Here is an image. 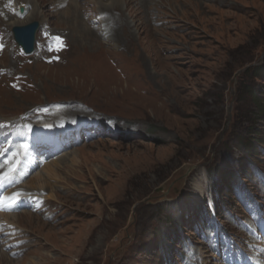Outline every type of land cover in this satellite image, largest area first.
I'll use <instances>...</instances> for the list:
<instances>
[{"label":"rangeland","instance_id":"374dc122","mask_svg":"<svg viewBox=\"0 0 264 264\" xmlns=\"http://www.w3.org/2000/svg\"><path fill=\"white\" fill-rule=\"evenodd\" d=\"M54 1L33 0L26 10L43 16L25 24L65 35L54 64L15 57L0 19L12 76L0 79V120L54 103L35 119L106 132L25 181L45 207L0 217L19 244L0 249V264H243L239 249L258 253L248 238L264 217V80L252 74L264 67V0H136L104 12L105 33L80 8L65 24L69 6L56 14Z\"/></svg>","mask_w":264,"mask_h":264},{"label":"bare ground","instance_id":"6f19581e","mask_svg":"<svg viewBox=\"0 0 264 264\" xmlns=\"http://www.w3.org/2000/svg\"><path fill=\"white\" fill-rule=\"evenodd\" d=\"M68 8L66 9V11H62L63 12V17H64V23L70 25V22L73 21L72 25L75 26L74 23V19H75V15L74 13H76L77 10H79L81 4H82V0H68ZM94 3H96V7L95 9H92L93 13H95V11H102L105 12L106 10H111L112 9H117L120 8L122 9L123 7H126L127 4H133L134 1L136 0H93ZM11 3V7L9 8V10H7V7H5V5L7 3ZM33 0H0V15L3 14L4 18H1V21L3 22V20H6V23L8 26L13 27H21V26H25L26 23L30 22L31 20H34L37 17H41L43 16V13L40 12V10L38 8H35V6L33 7V10L31 11V13L29 14V11L26 10V7H29L32 4ZM65 2V0L63 1ZM86 2H89V0ZM149 2V0H148ZM60 4V3H59ZM62 4V3H61ZM83 6V5H82ZM24 9V14H23V18H21ZM21 12V13H20ZM100 14V13H99ZM107 14V13H106ZM19 25V26H17ZM69 29V28H68ZM72 30V29H71ZM89 30V29H88ZM69 32V31H68ZM73 33V31H71ZM84 31H79L77 30V38L82 39V42H84L83 40L87 37H85L86 33ZM70 33V32H69ZM90 33V32H89ZM94 34V32H93ZM74 36V35H73ZM93 36V35H92ZM95 36V35H94ZM70 37V36H68ZM89 37V36H88ZM72 39V38H71ZM92 39V38H91ZM36 40V38H35ZM86 40V39H85ZM80 41V40H79ZM99 42V41H98ZM80 44V43H78ZM69 45V44H68ZM85 45V44H84ZM93 45V44H92ZM81 46V45H80ZM97 47V46H96ZM108 47V46H107ZM69 48V47H68ZM72 48V47H71ZM69 50V49H68ZM97 51V50H96ZM72 52V51H71ZM111 53V52H110ZM81 54V53H80ZM114 54V53H113ZM67 55V54H66ZM69 55V54H68ZM62 56V55H61ZM65 56V55H64ZM104 56V55H103ZM111 56V55H110ZM64 58V57H63ZM70 58V57H68ZM72 58V57H71ZM113 58V57H112ZM116 58V57H114ZM113 58V59H114ZM75 59V58H74ZM111 59V58H110ZM90 60V58H89ZM88 61V59H87ZM94 62V61H93ZM91 62V63H93ZM118 62V60H117ZM67 64V63H66ZM118 65L121 63H117ZM116 64V65H117ZM126 64V63H125ZM90 66V65H89ZM128 66V65H126ZM91 67V66H90ZM122 67V65H121ZM79 68V67H78ZM94 68V67H93ZM92 69V68H91ZM8 215H0L1 218H5ZM5 221L7 219H4ZM7 223H9L7 221ZM263 248L264 251V246H260V249ZM257 253V252H256ZM260 254H262L260 252Z\"/></svg>","mask_w":264,"mask_h":264},{"label":"water","instance_id":"95a60500","mask_svg":"<svg viewBox=\"0 0 264 264\" xmlns=\"http://www.w3.org/2000/svg\"><path fill=\"white\" fill-rule=\"evenodd\" d=\"M38 28L39 24L33 22L26 26L14 27L12 30L16 45L22 48L26 54H31L33 52L35 34Z\"/></svg>","mask_w":264,"mask_h":264},{"label":"trees","instance_id":"16d2710c","mask_svg":"<svg viewBox=\"0 0 264 264\" xmlns=\"http://www.w3.org/2000/svg\"><path fill=\"white\" fill-rule=\"evenodd\" d=\"M250 74V72H249ZM253 77H255L256 79H263L264 80V67H257L255 69V71H253Z\"/></svg>","mask_w":264,"mask_h":264}]
</instances>
